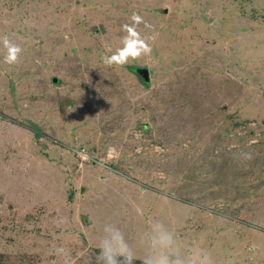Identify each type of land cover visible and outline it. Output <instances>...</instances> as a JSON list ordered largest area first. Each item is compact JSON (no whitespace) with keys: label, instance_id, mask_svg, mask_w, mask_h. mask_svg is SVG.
Listing matches in <instances>:
<instances>
[{"label":"rangeland","instance_id":"rangeland-1","mask_svg":"<svg viewBox=\"0 0 264 264\" xmlns=\"http://www.w3.org/2000/svg\"><path fill=\"white\" fill-rule=\"evenodd\" d=\"M133 12L151 55L105 65ZM3 35L23 52L0 43V264H102L83 168L161 200L107 214L141 259L160 220L217 264H264V0H0Z\"/></svg>","mask_w":264,"mask_h":264},{"label":"clouds","instance_id":"clouds-1","mask_svg":"<svg viewBox=\"0 0 264 264\" xmlns=\"http://www.w3.org/2000/svg\"><path fill=\"white\" fill-rule=\"evenodd\" d=\"M130 20V24L122 26V30L126 33L121 40L123 47L118 48L112 55H104L102 59L105 65L123 66L129 60L151 55L152 46L148 39L155 40V37L145 38L137 30L140 24H144L145 27H150V25L137 12L132 13ZM0 43L6 49L4 62L10 66L17 64L23 49L8 35L0 36ZM242 158L251 160L253 157L251 153H243ZM109 159H111V150ZM142 243L145 254L141 259L136 255L125 233L119 227L114 224H105L103 237L98 245L97 259L102 264H135L138 259L142 264H217L212 253L198 244L191 250H186L176 232L160 220L150 224V230L144 234ZM54 254L62 258V264H75L71 252L64 247H56Z\"/></svg>","mask_w":264,"mask_h":264},{"label":"crops","instance_id":"crops-1","mask_svg":"<svg viewBox=\"0 0 264 264\" xmlns=\"http://www.w3.org/2000/svg\"><path fill=\"white\" fill-rule=\"evenodd\" d=\"M80 166H82V164ZM84 167H86V166H84ZM80 171L81 172L77 177H81L80 178L81 182L84 184L83 187L87 186V188L85 187V189L87 190V193H86L87 196L92 195L93 192H95L96 195H100L101 193L105 192V194H103V200H107V202L104 204L107 206V213H105V214H103V212H101L102 206H98L96 203L92 202L91 200H88V203L86 206H83V204L81 203L80 211L82 213L89 214L92 217V219L90 218V220H96V221L105 220V223H106L108 221L107 220L108 219L107 214L112 215L113 212L115 211V209H117L119 207L115 204L116 200H124V201L126 200V202L128 200H146L147 204L148 203L153 204L154 202L162 203L161 200H150V198H148V197L146 198V197H142V196H137L138 195L137 194L138 193L137 192V186L133 182H131V180L121 179L119 176H117L113 173H110V172H109L110 174L105 175L104 173H108V172H106V170L105 171L103 170L101 172L102 177H99L97 175V174H99V172L96 175L94 172L91 175V177H88L84 173V171H86V169L84 170V168H83V170H80ZM99 171H101V170H99ZM71 172L69 173V175H70L69 182L70 183L72 182V180H70V179L74 175ZM68 176H66V178ZM96 184H99V186H100V189H97V191H95ZM65 185H67V181L65 182ZM61 189H62V187H61ZM149 206H150L149 208H152V205H149ZM146 216H147V213H146ZM134 217H135L134 220L137 219L136 216H134ZM104 224H103V226H104Z\"/></svg>","mask_w":264,"mask_h":264},{"label":"built area","instance_id":"built-area-1","mask_svg":"<svg viewBox=\"0 0 264 264\" xmlns=\"http://www.w3.org/2000/svg\"><path fill=\"white\" fill-rule=\"evenodd\" d=\"M75 156H76V159H78V162H91L93 161L92 159V156L83 148H79L77 150H75Z\"/></svg>","mask_w":264,"mask_h":264},{"label":"water","instance_id":"water-1","mask_svg":"<svg viewBox=\"0 0 264 264\" xmlns=\"http://www.w3.org/2000/svg\"><path fill=\"white\" fill-rule=\"evenodd\" d=\"M138 74L140 75V77L144 80L147 81L148 80V72L146 69H139L138 70ZM53 81H55V79H53Z\"/></svg>","mask_w":264,"mask_h":264}]
</instances>
